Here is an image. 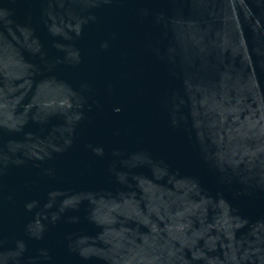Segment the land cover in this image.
<instances>
[{
    "label": "water",
    "instance_id": "95a60500",
    "mask_svg": "<svg viewBox=\"0 0 264 264\" xmlns=\"http://www.w3.org/2000/svg\"><path fill=\"white\" fill-rule=\"evenodd\" d=\"M0 264H264V0H0Z\"/></svg>",
    "mask_w": 264,
    "mask_h": 264
}]
</instances>
